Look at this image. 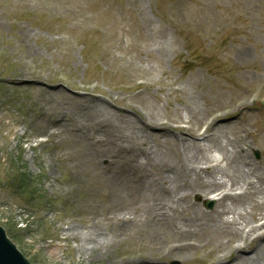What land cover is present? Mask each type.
Listing matches in <instances>:
<instances>
[{"label":"rangeland","instance_id":"rangeland-1","mask_svg":"<svg viewBox=\"0 0 264 264\" xmlns=\"http://www.w3.org/2000/svg\"><path fill=\"white\" fill-rule=\"evenodd\" d=\"M262 98L264 0H0V226L31 264H204L199 252L147 255L141 230L155 199L221 246L207 264H264V193L240 196L247 172L256 182L249 167L264 172ZM104 118L149 184L115 203V183L90 162L74 166L79 145L104 146L90 126ZM199 178L222 184L177 200L173 184ZM223 192L242 198L221 203L237 210L219 224L210 216ZM112 233L106 250H82L85 234L95 245ZM238 245L242 259L229 253Z\"/></svg>","mask_w":264,"mask_h":264},{"label":"bare ground","instance_id":"bare-ground-1","mask_svg":"<svg viewBox=\"0 0 264 264\" xmlns=\"http://www.w3.org/2000/svg\"><path fill=\"white\" fill-rule=\"evenodd\" d=\"M117 111L122 112V113H128L131 114V111L129 109H125V108H118L116 107ZM108 120L106 118L102 119V120H97L94 121L92 123L93 129L97 132L100 130V128L103 129V132L106 134L104 140V146H102L99 149H96L95 146H93L92 144H90V146H85V145H79L81 146L82 150H85L82 153V157H83V161H79L74 163V166H78V165H83L85 163L90 162L91 166L94 170H96L97 172H95V174L97 175V178H101L102 181L103 179H109L111 180V183H115V190L117 193L118 198H114L112 200V203L117 202L119 199L120 200H124L126 199L129 195L133 194L134 196H136L135 193H137L135 190L138 189H147L149 184L148 181H146L145 183H143L142 180H147L145 178H142V173L140 172V168L138 167V164H134L133 163V159L132 156H125L123 155V150L124 147L121 143V139L119 137H117L115 134H113L111 131H109L106 127L105 124L108 125ZM83 127V125L81 124V128ZM150 129H152L153 131L156 132H161L164 131V128L162 127H149ZM208 127L204 130V133L208 131ZM95 132V133H96ZM94 138H95V134H94ZM95 142L97 140H94ZM74 141L70 142V145H72V149H74ZM76 149H80V147H77ZM140 152L142 153V151L140 150ZM98 158V160H97ZM101 158H107L108 159V164L109 165H113L116 166L117 168V172L113 173L110 176H105L104 175V168L105 166H102L100 164V159ZM247 155L241 159V161L246 162ZM148 160V159H147ZM216 164V163H215ZM214 163L211 164H207L205 167V169H200V170H204L206 172H208L209 174H211L213 172L214 169ZM240 164V162L237 160L236 163L234 162V165H238ZM241 165V164H240ZM98 168H102L103 169H99ZM192 170L195 171V173H199V168L194 167L192 168ZM112 170V167L110 169ZM238 173L237 174H241L243 177L245 176V169L244 167H239L238 168ZM249 171H255L254 173V177H255V185L257 183H259V185L262 184V186H255L252 184V182L250 180L247 181L248 178V172L246 173V176L243 178V181L246 182V189L243 190L242 192V197L244 196H251V194H253V192L256 193H264V172L263 170H258L256 168V166H252L249 167ZM191 171H188V173ZM144 177H146L145 174H143ZM198 177V174H197ZM199 183L197 185H195L193 182H189L187 180H183V181H177L174 185V188H176L177 190V200H183L185 198H189L191 194H199L202 195L200 192L202 191H207V190H212L214 188H218L220 186V184H222L219 181H216L215 178H212L211 180H201L200 178L198 179ZM164 186V185H163ZM196 187V188H195ZM165 188H167L165 186ZM187 189L189 190V192L187 191ZM179 190L181 191H186V193H179ZM133 191V192H132ZM242 197L237 196V195H232L230 193H222L220 195V201L218 203V206H221V203H223V201L225 200H231V201H236L241 199ZM252 203H256L255 201H252ZM147 210L145 212V218H144V224H143V228L145 227V229L141 230L142 233V237L144 238V249L145 251H147L149 254V256H153V257H157L160 258L165 252H168L170 254H172L173 256H183V255H187L190 254V259H191V255L192 252H199L200 255L196 257L200 259V262H203L204 264H207V260H209L211 257L215 256L217 254V251L219 250V248H221L220 245H214V244H210L208 242H203L202 238H200V236L198 235V233L196 231H193L189 228V224L183 223V225L180 226L181 223H179V225H177L174 221V216H171L170 212L165 210V205L163 202H161L160 200H155V199H151L148 203H147ZM255 207H253L252 211L253 213L250 214V216L256 217L257 211H262V205L261 204H255ZM167 208V207H166ZM221 210H219L216 214L210 216L213 219H215L216 223H218L217 221H219V224L222 222L223 215L228 213L229 211H234L236 213V206L232 205V206H221L220 207ZM200 211V210H199ZM199 211H196V215ZM239 213V212H238ZM203 214V213H202ZM194 216V218H195ZM187 221H190L189 218L185 219ZM214 221V225H213V230H219L220 226L217 225ZM186 224V225H185ZM185 225V226H184ZM123 227L128 226L123 224ZM118 227V226H117ZM132 227V222H130V225L128 228ZM122 227L120 226V228H118V231L121 229ZM260 228L258 227H254V230H259ZM196 233V234H195ZM113 234V233H112ZM106 235V236H102L99 237V239L97 241H95V245L91 244L89 239L87 238H92L94 236L91 235H87L85 234L82 237V243H81V247L82 250H86V254L87 255H92V253H94L96 250H106V248L108 247L107 245H110L112 243H114L115 240V236L113 235ZM225 234H234V236L236 237V240H238L239 238L242 239V237L239 235L238 232H225ZM248 238V236L245 237V239ZM244 239V238H243ZM96 240V238H95ZM148 240L149 243H148ZM231 242L234 240L232 238H230ZM208 243V244H207ZM263 246V245H261ZM247 248L245 246H241L238 245L237 249H233V247H229L228 249H230L229 253H234V257H236L237 259H239L238 257H241V259L243 258L242 256V252L243 249ZM258 252H260L259 249H257L256 251V259L259 261L261 256L263 255L262 252L260 254H258ZM236 259V260H237ZM222 260V259H221ZM220 261V260H219ZM241 262V261H240ZM148 258H144L143 263L142 264H148ZM222 263V262H221ZM218 263V264H221Z\"/></svg>","mask_w":264,"mask_h":264},{"label":"water","instance_id":"water-1","mask_svg":"<svg viewBox=\"0 0 264 264\" xmlns=\"http://www.w3.org/2000/svg\"><path fill=\"white\" fill-rule=\"evenodd\" d=\"M0 264H31L0 226Z\"/></svg>","mask_w":264,"mask_h":264}]
</instances>
